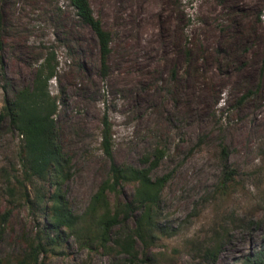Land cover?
Masks as SVG:
<instances>
[{
	"label": "rangeland",
	"instance_id": "374dc122",
	"mask_svg": "<svg viewBox=\"0 0 264 264\" xmlns=\"http://www.w3.org/2000/svg\"><path fill=\"white\" fill-rule=\"evenodd\" d=\"M88 2L110 33L105 73L97 40L69 0H0V114L5 98L30 87L53 55L58 75L48 90L71 166L70 210L83 215L111 163L143 167V158L161 151L151 177L169 176L158 224L169 234L133 263L112 242L106 254L67 231L51 244L39 208L21 200L15 182L22 139L0 120V261L16 263L36 240L46 250L37 264H241L264 243V0ZM165 11L168 35L160 42L151 25ZM104 117L111 161L101 145ZM225 166L233 173L223 192ZM33 185L23 182L31 199ZM132 193L124 185L117 202ZM132 228L115 229L113 239ZM215 243L214 261L202 251ZM135 250L142 252L138 242Z\"/></svg>",
	"mask_w": 264,
	"mask_h": 264
},
{
	"label": "trees",
	"instance_id": "16d2710c",
	"mask_svg": "<svg viewBox=\"0 0 264 264\" xmlns=\"http://www.w3.org/2000/svg\"><path fill=\"white\" fill-rule=\"evenodd\" d=\"M69 4L78 22L87 26L94 34L98 43L101 70L105 73L111 51L110 33L103 29L100 20L94 16L88 0H69ZM52 62L53 55L47 56L36 68L31 86L6 97L0 114V120L7 121L9 128L15 130L22 139L19 149L21 180L15 179L21 188L20 198L27 203L33 201L39 208L45 220L44 231L54 236L53 239H46L51 244L59 242L60 235L67 231L89 249L109 254L113 250L110 246L112 242L118 248L115 252L126 255L130 259L129 263L138 260L139 255L143 257L140 261H144L155 240L169 234L158 225L161 194L169 176L151 177V172L158 166L163 153L156 151L152 159L149 156L143 158V167L117 166L111 163L107 179L91 197L86 211L81 217L74 215L64 191V184L71 176V166L62 151L61 131L55 120L59 109L58 100L48 90L49 81L56 79L58 75ZM2 77L0 68V83ZM102 123L101 145L105 156L111 161L110 126L106 117ZM221 154L225 159V148H222ZM232 173L233 170L224 167L223 179L219 185L223 192L231 181ZM33 181L39 182L41 187L37 188L32 184ZM23 182L33 185L32 199ZM126 184L133 185L132 196L124 202H117L116 195ZM8 192L10 197H14V187H10ZM5 219L4 215L0 216V225ZM130 222L133 223V228L130 231L122 229L123 233L113 239L112 232L119 227L125 228ZM137 242L142 247L141 253L135 250ZM28 247L29 252L14 264H37L40 253L46 252L40 241L33 240ZM220 249L221 244L215 243L214 248L204 249L202 253L215 261ZM0 264L7 262L0 261ZM241 264H264V243L256 252L246 256Z\"/></svg>",
	"mask_w": 264,
	"mask_h": 264
},
{
	"label": "bare ground",
	"instance_id": "6f19581e",
	"mask_svg": "<svg viewBox=\"0 0 264 264\" xmlns=\"http://www.w3.org/2000/svg\"><path fill=\"white\" fill-rule=\"evenodd\" d=\"M167 12H162V14L158 17V19L155 20V25L154 23L151 25V28H155L156 29V35L155 38L158 39L160 42H163L166 40L167 38V21H166V17H167ZM143 26V25H142ZM141 27V24L138 26ZM198 101L195 102L193 107H197L198 106Z\"/></svg>",
	"mask_w": 264,
	"mask_h": 264
}]
</instances>
